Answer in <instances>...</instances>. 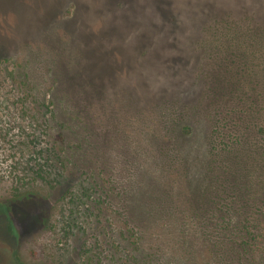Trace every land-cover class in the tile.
Instances as JSON below:
<instances>
[{"label": "rangeland", "instance_id": "rangeland-1", "mask_svg": "<svg viewBox=\"0 0 264 264\" xmlns=\"http://www.w3.org/2000/svg\"><path fill=\"white\" fill-rule=\"evenodd\" d=\"M216 121L260 204L264 0H0V264H224Z\"/></svg>", "mask_w": 264, "mask_h": 264}, {"label": "trees", "instance_id": "trees-1", "mask_svg": "<svg viewBox=\"0 0 264 264\" xmlns=\"http://www.w3.org/2000/svg\"><path fill=\"white\" fill-rule=\"evenodd\" d=\"M212 116V114L210 115ZM225 123L215 122V125L212 129V159L213 163L209 166L207 170L210 175L211 184L215 181V175L219 176L220 182L217 183L218 186H221L225 191V197L227 201H224V198L208 196L205 197L204 202L208 201L211 209L215 210L217 224L216 230L221 232L222 239L228 240L222 244L224 250V255L222 256V262L224 264H240L243 259H252L256 255L252 253L254 251V246H260L259 243L264 241V199L260 204L257 198H249L253 201L251 206L247 205L250 202H247L246 190L240 193L244 188H236L233 186V181H230V177H237L239 173L237 168L234 167L229 171L230 175L225 180L223 179V173L228 169L227 164L231 161L229 157H238L239 150L238 145L243 144V136L240 133L224 131L223 128ZM231 155V156H230ZM224 163V167L220 165ZM224 168V169H223ZM227 184V186H226ZM226 186V187H225ZM236 189V190H235ZM208 194H215V192L210 188ZM244 196V197H243ZM257 196V195H256ZM245 203L243 205V200ZM256 199V201H255ZM212 214H206L207 221L208 217ZM218 231V232H219Z\"/></svg>", "mask_w": 264, "mask_h": 264}, {"label": "flooded vegetation", "instance_id": "flooded-vegetation-1", "mask_svg": "<svg viewBox=\"0 0 264 264\" xmlns=\"http://www.w3.org/2000/svg\"><path fill=\"white\" fill-rule=\"evenodd\" d=\"M32 199H35L36 200V198L35 197H33ZM38 199V198H37ZM39 202V201H38ZM6 207V210H7V216L12 220V222L13 223H15L16 221H15V219H14V217L11 215V213H10V211L12 212V207L8 204V205H6L5 206Z\"/></svg>", "mask_w": 264, "mask_h": 264}, {"label": "bare ground", "instance_id": "bare-ground-1", "mask_svg": "<svg viewBox=\"0 0 264 264\" xmlns=\"http://www.w3.org/2000/svg\"><path fill=\"white\" fill-rule=\"evenodd\" d=\"M197 1V0H196ZM195 2V1H194ZM202 2V1H201ZM197 4H199V3H197Z\"/></svg>", "mask_w": 264, "mask_h": 264}]
</instances>
